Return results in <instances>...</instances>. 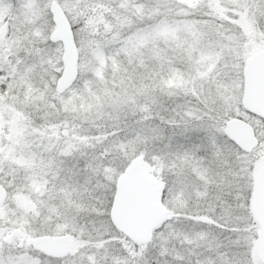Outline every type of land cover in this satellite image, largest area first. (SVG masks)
<instances>
[{
  "label": "snow or ice",
  "instance_id": "snow-or-ice-1",
  "mask_svg": "<svg viewBox=\"0 0 264 264\" xmlns=\"http://www.w3.org/2000/svg\"><path fill=\"white\" fill-rule=\"evenodd\" d=\"M0 264H264V0H0Z\"/></svg>",
  "mask_w": 264,
  "mask_h": 264
}]
</instances>
